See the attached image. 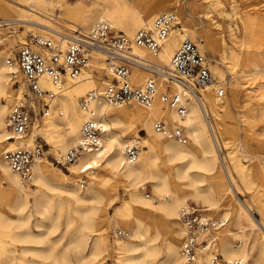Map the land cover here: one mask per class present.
Listing matches in <instances>:
<instances>
[{
	"label": "bare ground",
	"instance_id": "1",
	"mask_svg": "<svg viewBox=\"0 0 264 264\" xmlns=\"http://www.w3.org/2000/svg\"><path fill=\"white\" fill-rule=\"evenodd\" d=\"M30 1L29 10L25 11V3ZM237 1L201 0L199 4L205 8L206 27L197 33L186 26L172 30L157 57L144 47H134V54L143 60L154 61L160 73L156 76L149 69L146 70L151 73L133 68L131 82L140 85L153 79L159 89L165 90L167 82L162 73L171 67L179 42L194 41L192 37L195 33L202 49V46H207L213 52H220L223 60L227 59L229 52L239 65L264 67V13L250 0H241L239 5ZM175 3L177 0H156L153 3L132 0L129 6L123 0H101L96 1L98 10L94 13L86 10L81 2L65 5L61 0L0 1V14L6 16L0 21L25 22L27 32L28 24L35 29L39 26L60 29L54 27L57 22L48 26L29 19V13L33 12L36 16L52 20L44 12V8L49 9L48 4L62 10L70 18V24L77 22L85 31L95 22L104 20L112 28H121L131 35L135 28L141 26L142 19L150 21L158 9L177 12ZM239 6H243L242 12L236 10ZM228 7L232 10L231 15L240 19L244 29L240 50L231 47L227 51L222 35L223 24L216 20L215 14L229 16ZM246 39L262 50H249L248 44L247 51L244 49L243 52ZM2 46L0 130H5L11 105L21 97L22 88L19 86L15 93L10 89L9 81L16 78L20 70L16 61L8 62L14 45L3 42ZM103 58V55L96 54L77 78H67L58 87L48 80L42 81L43 87L55 96L48 103L49 115H42L41 121L32 124L28 142L37 134L42 135L57 158L79 143L87 113L78 98L87 91L102 90L107 73V63H101ZM214 68L216 73L223 75L219 67ZM229 69L231 73L236 71L235 65H229ZM96 73L103 78H97ZM215 83L216 79L202 90L201 102L194 96H185L182 104L186 113L183 117L176 106L158 99L149 106L138 103L114 106L103 98H97L91 103V109L105 128L103 148L97 152L90 149L82 152L76 161L69 164V174L40 157L33 166V178L28 184L22 182L4 159L7 150L22 142L9 140L0 133V146L6 148L0 154V231H7L13 243L42 244L38 253L33 251L38 258L32 260L33 264H103L112 251L113 264H182L180 250L186 231L179 220V212L192 199L203 205L209 216L225 221L208 238L209 241L215 239L214 242L207 241L209 254L215 252L226 261L241 259L245 264H264V104L248 103L246 108L252 114V123L258 125L254 134L256 170L251 177L250 173L237 171L243 168L244 162L238 146L227 138V131L220 122V112L225 110V106L210 90ZM170 86L171 94L182 92L178 83H171ZM247 86L245 88L249 89ZM238 87V83L232 85L233 90ZM159 120L183 127L189 141L181 143L158 134L154 123ZM141 131L145 135H141ZM128 144L144 148L131 165L125 163V147ZM220 148L227 151L224 164ZM82 168L83 173L91 176L85 189L80 181L70 177L81 173ZM119 186L126 189L128 200L115 210L112 221L115 239L110 243L108 210L118 199ZM147 186L152 194L145 192ZM240 192H248V198H240ZM64 195L71 205H66ZM226 198L234 199L236 206L217 212ZM54 207L56 212H53ZM66 207L69 208L67 211ZM64 212L68 225L72 221L79 224L68 235L64 230L59 238L53 240L51 234L57 231L58 219ZM157 214L165 218L162 228L156 221ZM31 218L35 220V229L29 227ZM42 228L46 230L42 231ZM117 231L124 232V235H118ZM65 236L66 243L58 251L57 247ZM204 245L199 247L196 264H209V254ZM31 249L28 245L23 253ZM0 264H17L15 253L7 251L0 255ZM18 264H28V260Z\"/></svg>",
	"mask_w": 264,
	"mask_h": 264
},
{
	"label": "built area",
	"instance_id": "2",
	"mask_svg": "<svg viewBox=\"0 0 264 264\" xmlns=\"http://www.w3.org/2000/svg\"><path fill=\"white\" fill-rule=\"evenodd\" d=\"M0 22V27H8L12 34L16 33V28L23 29L25 25V22ZM177 24V15L169 11L159 13L150 26L138 29L133 37L116 31L104 20L95 22L86 31L79 26L66 23L60 29L47 26L35 29L33 26L32 29L35 30L26 33V38L23 43L18 44L14 57L8 59V62H17L25 92L12 106L6 119L5 130H0V133L9 140L22 142L4 153V159L22 182L28 184L32 181L33 166L38 158L44 156V143L40 137L28 142L31 126L37 120L38 112L49 115L48 103L55 96L52 91L43 87L42 81L48 80L53 86L58 87L67 78L75 79L88 67L96 54L105 57L108 73L105 77H111V80L101 87L100 92L90 91L81 99V107L87 113V118L82 126L80 141L55 159L58 164L63 166L71 164L87 149L97 152L103 148L105 128L94 117V111L91 109V103L97 98H103L114 106L131 103L149 106L158 99L165 104L176 106L181 117L186 113V108L182 104L185 96H194L199 102L203 101L202 90L212 85L215 78L210 69L209 59L191 41L180 43L171 59V67L162 73L167 82L165 90L159 89L153 79L139 86L131 82L133 68L149 69L156 76L160 73L154 61L139 58L134 54L133 48L144 47L157 57L163 43ZM3 40L4 36L0 33V47ZM171 83L181 85L182 92L171 94ZM215 96L221 100L224 91L215 90ZM154 130L181 143L189 140L183 127L173 126L162 120L154 123ZM140 151L141 146L138 144L126 145L125 163L128 165L135 163ZM220 155L222 156L221 151ZM221 158L224 164V157ZM80 182L84 187L86 178ZM179 220L186 231L180 250L182 264H196L200 245L205 244L204 247L209 254L207 243L214 242L215 239L209 241L208 238L225 221L209 216L204 208L192 203L181 207ZM117 234L123 236L124 232L117 231ZM208 259L209 264H245L241 259L226 261L215 252L209 254Z\"/></svg>",
	"mask_w": 264,
	"mask_h": 264
},
{
	"label": "rangeland",
	"instance_id": "3",
	"mask_svg": "<svg viewBox=\"0 0 264 264\" xmlns=\"http://www.w3.org/2000/svg\"><path fill=\"white\" fill-rule=\"evenodd\" d=\"M0 1H6L7 3L10 2V0H0ZM40 1V0H37ZM96 1H101V0H61L62 3H64L65 5H76L78 3H83V7L86 10H90L93 11L94 13L97 12L98 8L97 5H95ZM125 3H127L129 6L132 5V0H123ZM149 1V3H153L156 0H147ZM201 0H177V3L174 4L175 9H178V11L175 13L177 15L178 18V24L174 27L173 30H177L180 28H183L186 26V28H192L195 29L196 33L200 32L201 30H203L206 25H207V18L203 13V10H205V8H203V6H201L200 3ZM250 2H252L256 7H260L259 11H261V13H264V0H250ZM32 2L30 1L29 4H27V2L25 3L24 9L25 11H28L30 8V4ZM47 3V2H46ZM238 5L239 3H241V0L237 1ZM36 5V3H34ZM49 9L44 8V12L49 15L47 17L52 18V20L48 21L49 19L43 18V17H39L36 16V14H34L33 12L29 13L31 16L29 19H31L32 21H36L38 23H42L45 25L50 26L55 22L54 27H62L64 26V24L66 23H71L68 20H70L69 17H67L64 12L62 10H60L57 7H50L47 4ZM42 7V5H41ZM242 7L243 6H239V8L237 7V11L238 12H242ZM41 9V8H40ZM173 9V8H172ZM229 9V16L223 17L221 14L216 16V20H218L221 24H223V30H222V35L224 37V40L226 42V48L227 51H229V48H235L237 50H240V44L242 43V41L244 40V29L242 26V23L240 21L239 18H236V16H232V10L228 7ZM37 10V9H36ZM171 10V9H169ZM161 12H167L165 10H161L158 9L155 13L154 16L152 17V19L150 21H143L142 19V24L140 27L135 28L134 31H132L131 35H128L130 37H133L134 33L138 30L141 29L145 26H149L153 20L155 19V17L161 13ZM28 13V12H26ZM6 16L1 15L0 14V20L5 18ZM74 24V23H72ZM76 26H79L82 28V26L80 24H78L77 22L74 24ZM66 27V26H65ZM21 28V27H20ZM20 28H16L17 31L15 34H12V32L10 31V29L8 27H1L0 28V33L1 35L4 36V41L5 44H13L14 47L12 48V50L10 51L11 53V57H14V53L18 47V44L22 43L25 38H26V33H27V27L23 26V29ZM33 27L30 26V24H28V32L30 30H35L32 29ZM83 29V28H82ZM116 31H121L123 33H125L124 31H122L121 28H113ZM233 29V30H231ZM85 30V29H83ZM195 35L192 37L194 41H192L193 43H195L199 50L206 55V57L209 59L210 62V69L213 72L215 79H216V83L214 85V87H212L210 90L212 93L215 92V90L218 89H222L224 91V97L221 100H218L220 102H222V106H225V110L220 112V122L222 123V127L224 129V131H227V138L229 140H231L232 142H234L235 146H238L239 149V153L242 155V161L244 162V166L243 168L237 170L240 173H250L251 177L252 175H254V172L256 170V154H255V149H256V141L254 140V134L255 131L258 127V125L256 126L255 124L252 123V114H250L248 111H246V108L248 107V103H254V102H258V103H262L264 104V67L263 66H248L245 67L244 65H239V61L237 62L235 60V58H231L229 52H227L226 56L227 59L223 60L220 52H213L212 49L208 48L207 46H202L203 49L200 47V45H198V40L199 38ZM126 34V33H125ZM127 35V34H126ZM183 42V41H181ZM178 44V47L180 45V43ZM245 45L244 48H242V51L244 52L245 50L247 51L248 49V44L250 46L249 50H262V48L258 45L255 44H250L248 42V39L245 40ZM177 47V49H178ZM176 49V50H177ZM245 49V50H244ZM3 50V46L0 47V51ZM147 52V51H146ZM148 53V52H147ZM175 53V52H174ZM264 54V52H263ZM174 55V54H173ZM101 63L106 65V60L105 58L101 59ZM229 65H235L236 71L234 73H231L230 69H229ZM215 66L219 67V69L222 71L223 75H219L218 73H216L215 70ZM148 73V70L143 69ZM97 78H103V75L97 74L96 73ZM151 76V74H150ZM106 78V82L110 80V78ZM105 82V83H106ZM239 84V87L236 90L232 89V85L233 84ZM64 84V83H63ZM143 84V83H141ZM140 84V85H141ZM9 85H10V89L15 93L16 90L19 88V86H21L22 88V94H24L25 92V87L23 86V79H22V75L20 73V71L18 72V74H16V78H13L12 80L9 81ZM246 85L249 89L245 88ZM139 86V85H138ZM251 90V92H249ZM89 91L85 92L84 94H82L78 100L79 102L81 101L82 98H84L86 96V94ZM249 95L251 96L249 99ZM22 96V95H21ZM21 98V97H20ZM19 98V99H20ZM18 99V100H19ZM18 100H14V102L12 103L11 107L17 103ZM222 109V108H221ZM41 116L42 114L38 112V116H37V122L41 121ZM34 121V122H36ZM33 122V123H34ZM32 127V126H31ZM225 134V133H224ZM141 135H145L144 131H141ZM226 135V134H225ZM35 137H40L42 142L44 143V156L41 158H45L47 160H49L51 163H53L56 167L60 168L62 171H64L65 173L69 174V164L63 166L61 164L56 163L55 159L57 158L52 150H51V146L50 144H48L46 142V140L44 139V137L40 134H37ZM189 141V140H188ZM141 149H144L142 145ZM6 148H4L3 146H0V154H3L4 150ZM222 153V156L225 158L226 152L225 149H221L220 150ZM97 171H95L96 173ZM72 179H76L78 181L82 180L83 178H86V183L84 185L85 189L86 187H88V184L90 183L91 179H90V174L87 173H78L77 175H72L70 176ZM31 183V182H30ZM32 188H35L34 185L31 186ZM182 188V186H181ZM182 190V189H181ZM145 192L147 194H152L149 187L147 186L145 188ZM183 192V190L181 191ZM56 194V193H55ZM249 194L248 192H240L239 197L242 199L248 198ZM63 199L66 203V205H71V203L66 199V196H63ZM128 200V196H127V192L126 189L122 186H119L118 188V199L116 200V202H114L113 205L110 206L109 210H108V220L110 222V228L108 230V240L109 242H113V240L115 239V232H113V225H112V221H113V216L115 214V210L120 207L123 203V201ZM188 203H192L195 205H198L200 207H204L203 205L197 203L195 200L189 199ZM236 206V202L234 199H229L226 198L224 203L222 204V206L219 208V210H216L217 212H221L224 209H232V207ZM67 208L65 209V211H67ZM69 209V208H68ZM225 211V210H224ZM53 212H56V208H53ZM257 217L258 215L255 214ZM34 218L30 219L29 222V227L30 229H35L34 226ZM156 221L160 224L161 228L162 225H164L165 223V218L162 215L157 214L156 215ZM46 223L48 224L49 222L46 221ZM68 223V219H67V214L64 212L60 215L59 219H58V229L55 233L51 234V238L53 240H56L57 238H59V236L61 235V233L66 230V235H68V232L73 230L74 228H76L79 224L78 221H72L70 223V225L67 224ZM68 225V226H67ZM46 230V228H42V231ZM7 231H0V255L4 254L7 251H13L15 253V261L18 263H24L25 260H28V264H33V259L37 260L38 258L34 255L33 251L35 253H38L39 248L42 247V244H35V243H26V242H18V241H12V239L10 238V236L8 235V233H6ZM165 237V236H164ZM66 238L67 236L64 237L63 240H61V242L59 243L57 250L60 251L63 247V245L66 243ZM9 244H12L11 246ZM30 246V248H33V250L31 249L30 252L28 253H23L24 249L27 246ZM47 246V244L45 245ZM111 256L107 257V259L104 261L103 264H113V255H114V251H112V254H110Z\"/></svg>",
	"mask_w": 264,
	"mask_h": 264
}]
</instances>
